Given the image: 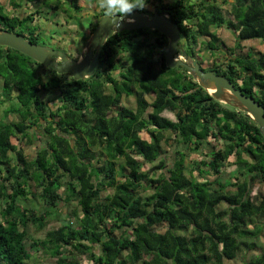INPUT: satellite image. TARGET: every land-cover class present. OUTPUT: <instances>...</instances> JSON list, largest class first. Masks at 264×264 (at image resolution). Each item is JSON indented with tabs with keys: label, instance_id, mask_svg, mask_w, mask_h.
<instances>
[{
	"label": "trees",
	"instance_id": "obj_1",
	"mask_svg": "<svg viewBox=\"0 0 264 264\" xmlns=\"http://www.w3.org/2000/svg\"><path fill=\"white\" fill-rule=\"evenodd\" d=\"M146 5L134 12L168 17L180 27V46L191 59L264 107V0ZM71 7L83 11L78 0ZM5 8L0 4V29L40 45L33 25L39 12L20 19ZM99 10L92 33L105 17ZM212 27L229 31L234 47ZM253 40L263 51L243 54V43ZM168 44L150 29L111 34L95 74L81 81L0 46V264H30V240L33 252L56 264H223L241 259V241L264 235V195L252 188L264 184L259 127L215 100L186 70L169 69ZM201 48L214 58L208 69ZM124 97H134L136 108L122 106ZM10 115L19 121H7ZM27 139L37 143L32 161L22 147ZM171 142L172 155L163 148ZM231 162L234 181L223 184L218 178ZM146 165L153 167L144 171ZM31 198L46 207L76 206L60 229L33 240L29 226L44 230L52 216L37 213ZM256 246L251 242L249 250ZM244 264H264V254Z\"/></svg>",
	"mask_w": 264,
	"mask_h": 264
},
{
	"label": "water",
	"instance_id": "obj_2",
	"mask_svg": "<svg viewBox=\"0 0 264 264\" xmlns=\"http://www.w3.org/2000/svg\"><path fill=\"white\" fill-rule=\"evenodd\" d=\"M129 20L133 22L130 23ZM112 23L113 21L106 17L98 22L87 44V52L83 53L82 59L78 62L70 60L69 56L59 49L32 44L16 32H5L1 29L0 46L15 50L35 62L55 70L58 74H69L75 81H81L89 79L95 74L100 60L99 50L106 44L111 34L141 29L158 31L169 41L165 52L167 67L169 69L182 68L186 70L206 91L213 86L215 91L213 93L208 91L210 95L215 100L226 105H232L241 112L246 113L257 124L264 139V107L252 97H248L236 89L234 84L226 77L211 71L205 72L196 59H191L180 46L182 37L180 27L168 17L160 14L148 16L133 12L130 16L124 17L119 28L114 29ZM190 60H192L191 64L189 63Z\"/></svg>",
	"mask_w": 264,
	"mask_h": 264
},
{
	"label": "rangeland",
	"instance_id": "obj_3",
	"mask_svg": "<svg viewBox=\"0 0 264 264\" xmlns=\"http://www.w3.org/2000/svg\"><path fill=\"white\" fill-rule=\"evenodd\" d=\"M33 2V7L36 9V10H42V11H46L47 8L50 9V7H52L56 2L53 0H30ZM84 1V2H83ZM81 3L85 4V6L89 7L91 6L92 7V10H90V8H86V10L88 9L90 11V13H93V8L94 6H97L95 5L94 3H96V0L95 1H92V0H80ZM94 4V5H93ZM70 8V6H67L65 7L67 10ZM223 9L225 10L226 14H227V11H229V7L227 6H224ZM70 12L72 15H74L76 17V20H78V22H81L83 26H86L87 28L90 27V22H91V19L88 18V13L85 14L84 12L83 13H78L76 12L73 8H70ZM46 17V16H44ZM49 20H52V18H47ZM42 24L39 28L38 31H41V35H40V43H46V45H49L51 46L52 49H58L57 46H55V44L53 45L52 43H48V41H50L49 39L45 38L44 36V30L45 28L43 27L44 26V19L41 20V23ZM44 28V29H43ZM80 28V27H79ZM220 39L221 42L224 43L225 46H227L229 49L230 48H233L234 45H235V39L233 37V35L225 30V29H217L216 27H212L211 29ZM80 36H81V32H80ZM84 46L83 48H81V50H83V53H86L87 52V48L85 49V46H86V41L83 42ZM243 45L245 47H243V54H246L247 53V49H250L252 50L255 54H257L258 52H262L263 50V45L261 43L260 40H253V41H250V42H246V43H243ZM65 49V47H63ZM224 49V48H223ZM200 50V49H199ZM225 50V49H224ZM201 51L202 52H199V57H200V61L202 62V66L205 68V69H208L210 67H212L213 65V61H214V58L210 57L209 53L205 51V49L201 48ZM80 55V54H79ZM77 57V56H76ZM80 57V56H79ZM220 62H224V61H220ZM190 64L192 63V60H190L189 62ZM15 104V102H14ZM12 106L11 103L7 104V105H3L4 109H7L8 107ZM122 106H125V107H128L130 109H135L136 108V101H135V98L134 97H130V98H124L123 99V102H122ZM163 116L165 117H168L172 120H175V116L172 112H169V111H166ZM9 122H18L19 121V116L17 115H10L8 120ZM142 138L145 139V140H150L149 136H147L146 134H143L142 133ZM169 136V134H168ZM12 141V144H15L18 146V140L16 138H13L11 139ZM29 140H25L22 142V147L24 149V153H25V156L27 157V159L29 161H32L35 159V156H36V151H37V143H33L34 139H32V142L33 145H30ZM173 143H169V145H163V148H164V151L165 152H170L172 155L173 152ZM190 158H194V156L196 155L195 153L193 154H190ZM233 161V160H232ZM233 162H231L229 164V166H227V169H225L224 173L218 178V181H221L223 184L224 183H229V182H233V176L235 175L236 172L235 171V166H231ZM190 166V165H189ZM153 166L151 165H146L144 166L143 170L144 171H150V169L152 168ZM159 174V172L157 173ZM252 188H253V192L254 194H263L264 195V184L263 183H260L259 181H256L255 183L252 184ZM228 191H234V190H231V188H228L227 189ZM35 193H37L38 195V191L37 189L34 190ZM62 194H64V198L66 199L67 198V194L64 193V191L62 192ZM151 193L148 191L147 193H144L143 195L145 196H149ZM31 200L33 201V203L35 204V210L37 213L39 214H44V213H49L51 214V218L48 219V223H47V227L44 229V230H36L34 227L32 226H29L28 228V233L30 235V239H33V240H36V239H44L47 234L50 232V231H53V230H58L60 229L63 225H65L68 221V215L69 213L72 212V210L74 209V207L76 206V202L73 201L72 204L68 207L66 206L64 203H59L57 206H55L54 208L52 207H46L45 205H43V201L41 199H36V200H33L31 198ZM1 204V203H0ZM25 206V205H24ZM2 210V207L0 205V211ZM157 230L161 231V232H164V228L163 227H159L157 228ZM244 245L241 247L240 249V257L241 259L239 260H235V261H224L223 264H244V262H248L250 260H252L253 258L255 257H258L262 254H264V235L260 236L258 239L256 240H243L241 241ZM253 243L255 242L256 243V249L254 248L252 251L249 250V247H250V243ZM30 244H31V240L27 242V247H28V250H30V252H32V259L30 261V264H37L38 262L39 263H42V264H56V260L55 259H52L50 258L49 256H46V255H43L42 252H39V253H35L33 251H35V249H31L30 247ZM85 264H89L88 262H85Z\"/></svg>",
	"mask_w": 264,
	"mask_h": 264
},
{
	"label": "crops",
	"instance_id": "obj_4",
	"mask_svg": "<svg viewBox=\"0 0 264 264\" xmlns=\"http://www.w3.org/2000/svg\"><path fill=\"white\" fill-rule=\"evenodd\" d=\"M22 1L24 0H0V4L3 7H6L5 9L11 14V16H17L20 19H24L30 14H35V12H39L36 13V15L34 16L33 25L36 27H40L42 25L40 24L41 20L44 19V36L45 38L50 40L48 41V43H52L53 45L55 44V46H57L59 50L65 52L69 56L70 60L75 62L80 61L83 55V50H81V48H83L84 46V39L86 38V43L88 44L92 37V26L97 22V20L95 19L97 13H95V11L99 12V8L97 6H94V12L90 13L88 9L90 8V10H92V7H86L85 4L81 3L80 0H78V6L83 9L81 13H88V18L91 19V25L89 28H87L86 26L82 27L81 22H78V20H76V17L71 14L70 8H72V0H54L56 3L52 7H50V9L47 8L46 11L36 10L33 7V2L29 0H25L26 4L17 8V5L20 4ZM94 4L96 5V3ZM56 6L58 7V9L53 10V8ZM67 6H70V8L68 7V10L65 8ZM86 8L88 9L86 10ZM47 18H52V20H49ZM87 44L85 46V49L87 48ZM40 45H44L51 48V46L46 45V43H41ZM63 47H65V49ZM118 73L119 72H114L113 75L117 77ZM107 89L108 90L106 92L110 94L111 89L109 87Z\"/></svg>",
	"mask_w": 264,
	"mask_h": 264
},
{
	"label": "clouds",
	"instance_id": "obj_5",
	"mask_svg": "<svg viewBox=\"0 0 264 264\" xmlns=\"http://www.w3.org/2000/svg\"><path fill=\"white\" fill-rule=\"evenodd\" d=\"M96 5L104 11L106 18L113 21L114 29L121 26L120 22L125 16H130L135 10H143L147 6L146 0H96Z\"/></svg>",
	"mask_w": 264,
	"mask_h": 264
},
{
	"label": "bare ground",
	"instance_id": "obj_6",
	"mask_svg": "<svg viewBox=\"0 0 264 264\" xmlns=\"http://www.w3.org/2000/svg\"><path fill=\"white\" fill-rule=\"evenodd\" d=\"M208 91H209L210 93H213V92L215 91V88L212 86L211 88L208 89Z\"/></svg>",
	"mask_w": 264,
	"mask_h": 264
}]
</instances>
